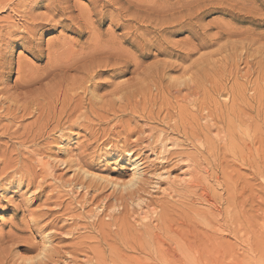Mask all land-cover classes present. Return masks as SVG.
<instances>
[{"label": "rangeland", "instance_id": "374dc122", "mask_svg": "<svg viewBox=\"0 0 264 264\" xmlns=\"http://www.w3.org/2000/svg\"><path fill=\"white\" fill-rule=\"evenodd\" d=\"M49 1L0 0V264H264V0Z\"/></svg>", "mask_w": 264, "mask_h": 264}, {"label": "bare ground", "instance_id": "6f19581e", "mask_svg": "<svg viewBox=\"0 0 264 264\" xmlns=\"http://www.w3.org/2000/svg\"><path fill=\"white\" fill-rule=\"evenodd\" d=\"M49 2H51V3H55L56 2V0H50ZM48 3V2H47ZM51 3H49V4H51ZM36 9V8H35ZM52 9V8H51ZM60 10V9H59ZM104 15V14H103ZM40 19H41V16H40ZM35 20V19H34ZM37 22V21H36ZM37 25V24H36ZM139 43V42H138ZM137 44V43H136ZM113 46L115 45V44H112ZM117 45V44H116ZM111 48H110V52L109 53H111V51L112 50H116V49H114V47H112V46H110ZM119 48V47H118ZM120 51V50H119ZM118 51V52H119ZM116 52V51H115ZM113 54H114V52H113ZM104 55V54H103ZM106 55H109V54H106ZM103 57H105V55L103 56ZM109 57V56H108ZM107 57V58H108ZM110 57H112V55L110 56ZM101 61H103V60H100V64H101ZM98 62V61H97ZM91 66H92V64H91ZM98 66V65H97ZM100 66H102V65H100ZM99 68H101V67H99ZM97 71V70H96ZM105 71V70H104ZM95 72V71H94ZM98 72V71H97ZM97 72H96V76H97ZM100 73V72H99ZM99 76V75H98ZM91 78V77H90ZM89 79V78H88ZM92 81V80H91ZM92 82H94V81H92ZM105 83V82H104ZM116 83H118V82H116ZM118 84H120V83H118ZM103 85V84H102ZM100 86V83H93L92 85H91V88H93V89H91L90 90V93L93 91V90H95V89H97L98 87ZM102 87V86H101ZM119 87H120V85H119ZM84 87H82V89H83ZM86 88V87H85ZM76 89V88H75ZM87 89V88H86ZM93 98H94V96H92ZM95 100V99H94ZM127 153H128V159L131 161V165H132V173H131V177L128 179V181H126V182H123V183H121V184H119L118 182H111L112 184H113V186H115V187H121L123 190H126V189H131V188H133V187H135L137 184H138V182L140 181V179H141V177H142V173H141V169L139 168V164H138V162H137V159H135V157L131 154V153H129V151H127ZM38 159H40V158H37V160ZM41 161V160H40ZM38 163H40V162H38ZM47 161H42V165L43 166H46L47 165ZM82 175H83V177L84 178H89V177H92V178H96V179H101V177H98V176H95L93 173H91V172H88V171H82ZM40 178V177H39ZM39 181H41V179L39 180ZM42 182V181H41ZM78 185V184H77ZM83 185V184H82ZM79 186V185H78ZM81 186V185H80ZM84 187V186H83ZM82 186H81V188H83ZM80 188V187H79ZM136 200H138V198L136 199ZM45 243V242H44ZM46 249V244L42 247V251H44ZM40 255H42V254H40ZM39 255V256H40ZM27 261V260H26Z\"/></svg>", "mask_w": 264, "mask_h": 264}, {"label": "snow or ice", "instance_id": "6c2138e0", "mask_svg": "<svg viewBox=\"0 0 264 264\" xmlns=\"http://www.w3.org/2000/svg\"><path fill=\"white\" fill-rule=\"evenodd\" d=\"M262 6H264V5H262ZM197 19H198V17H197ZM190 26H194V19L185 21V23L182 25L184 31H189L190 30ZM177 34H183V33H177ZM16 47H20V45L17 44ZM26 260H27L28 264H32L33 258L32 257H27Z\"/></svg>", "mask_w": 264, "mask_h": 264}]
</instances>
